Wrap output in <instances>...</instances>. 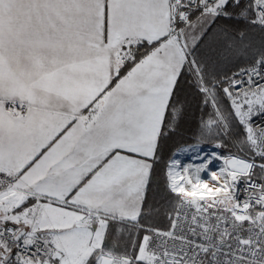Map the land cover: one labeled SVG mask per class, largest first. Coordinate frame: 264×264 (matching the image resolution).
Returning <instances> with one entry per match:
<instances>
[{"label":"snow or ice","instance_id":"1","mask_svg":"<svg viewBox=\"0 0 264 264\" xmlns=\"http://www.w3.org/2000/svg\"><path fill=\"white\" fill-rule=\"evenodd\" d=\"M0 264H264V0H0Z\"/></svg>","mask_w":264,"mask_h":264},{"label":"rangeland","instance_id":"2","mask_svg":"<svg viewBox=\"0 0 264 264\" xmlns=\"http://www.w3.org/2000/svg\"><path fill=\"white\" fill-rule=\"evenodd\" d=\"M184 162H188V159L185 158ZM205 176V179H207V175L206 174H203Z\"/></svg>","mask_w":264,"mask_h":264},{"label":"built area","instance_id":"3","mask_svg":"<svg viewBox=\"0 0 264 264\" xmlns=\"http://www.w3.org/2000/svg\"><path fill=\"white\" fill-rule=\"evenodd\" d=\"M213 170H215V168L213 167ZM208 178V177H207Z\"/></svg>","mask_w":264,"mask_h":264},{"label":"trees","instance_id":"4","mask_svg":"<svg viewBox=\"0 0 264 264\" xmlns=\"http://www.w3.org/2000/svg\"><path fill=\"white\" fill-rule=\"evenodd\" d=\"M194 130V129H193Z\"/></svg>","mask_w":264,"mask_h":264}]
</instances>
